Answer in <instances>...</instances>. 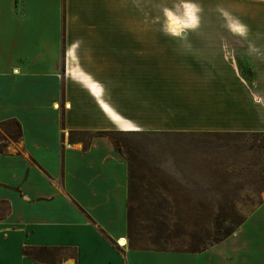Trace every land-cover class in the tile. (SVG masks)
<instances>
[{
	"label": "crops",
	"instance_id": "obj_1",
	"mask_svg": "<svg viewBox=\"0 0 264 264\" xmlns=\"http://www.w3.org/2000/svg\"><path fill=\"white\" fill-rule=\"evenodd\" d=\"M146 1L0 0V123L15 120L21 132L2 139L0 264H264V199L200 251L130 247L127 161L108 135L76 134L131 128L127 121L142 130L264 132V0H195L207 10L197 22L190 4L170 12L200 33L156 41L164 59L183 58L203 74L202 99L182 122L175 112V121L158 122L167 111L158 108L154 121L128 117L102 98L100 76L81 64L147 63V26L132 19L147 22ZM251 4L257 12L243 13ZM25 246L61 249L43 262Z\"/></svg>",
	"mask_w": 264,
	"mask_h": 264
},
{
	"label": "rangeland",
	"instance_id": "obj_2",
	"mask_svg": "<svg viewBox=\"0 0 264 264\" xmlns=\"http://www.w3.org/2000/svg\"><path fill=\"white\" fill-rule=\"evenodd\" d=\"M159 3L160 0L146 1L145 9L148 15L146 23L139 19L140 15L137 20L132 18L133 26L136 24L140 28L147 26L148 50L153 54L149 55L147 63L81 65L89 73L100 76L95 81L101 87L102 98L125 116L139 119L143 117L144 120L154 121L155 109L158 108L167 110L160 114L161 119L158 122L175 121L174 116H171V113L175 112L177 116L179 115L176 120L180 123L183 120V113L189 109V103L202 99V91H197L196 87L201 86L203 80L196 78L200 73H194L183 58L164 59V56H161V48L156 46V41L160 36H163L161 39L166 42L199 38L197 36L199 32L189 33V25L186 24L189 22L176 20L174 16L172 24H175L172 27L168 14L171 12L178 17L182 13L184 4L187 3L196 13L197 22L200 17L203 20L201 15L207 14V10L195 0H163V5L160 6ZM143 7L137 4L138 14L143 13L141 12ZM233 10L235 11V8ZM251 11L257 12V4L246 5L243 13ZM209 20L217 22L214 15ZM200 37L202 38V35ZM182 49L186 52V48ZM126 60L128 61L129 58ZM171 101L177 102L175 108L170 107ZM192 107L199 118L202 115L201 110L196 111V103ZM177 109L180 113L176 112ZM127 122L131 128H123V130L139 129ZM12 130V124L0 126V148L3 140L10 138L8 133ZM145 131L153 132L144 136H127L125 139L126 144L132 148L135 165L138 166L132 181L139 192V198L143 200L140 208L139 205L136 206L137 200L134 199L131 203L135 210L132 215L135 223L132 225V230L135 226L138 245L172 251L195 247L217 237L224 227L214 230L209 229V224L203 221L195 224L191 211L192 208H198L195 205L202 199L207 201L216 199L214 194L218 191L217 187L236 190L235 196L233 195L234 203L244 219L259 205L258 202L264 199V134L205 131L195 128L177 130L149 128ZM154 131L191 132L200 135L187 138L160 136ZM121 154L126 159L124 147ZM173 154L182 159L180 168L174 166ZM199 158L204 160L202 165L205 166V170L202 168L203 171L201 169L197 172L193 179L188 172L197 169L199 166L197 163L201 162ZM141 175L144 177L140 180ZM174 190L181 191L178 207L182 212L172 208L174 202L171 201V196ZM204 227L208 230L203 229Z\"/></svg>",
	"mask_w": 264,
	"mask_h": 264
},
{
	"label": "trees",
	"instance_id": "obj_3",
	"mask_svg": "<svg viewBox=\"0 0 264 264\" xmlns=\"http://www.w3.org/2000/svg\"><path fill=\"white\" fill-rule=\"evenodd\" d=\"M12 124L13 130L12 132H9L8 136L12 139H17L20 137V126L19 123L15 120H8L0 123V125H7ZM153 132V131H145L140 129H133V130H114V131H96L95 133L88 132V131H80L76 134H81L84 136H91L93 134L95 135H108L112 143L115 147V149L118 152H122L123 147L125 148V155H126V161H127V169H128V197H127V237H128V244L132 248H139V249H147L149 247H146L144 245H138V235L135 230V226L132 230V225L134 223L133 219V213H134V206L131 205L132 201L135 199L137 200L136 206L142 204L143 200L139 198V192L136 189V186L134 185L132 179L134 178V174L138 171V166L135 165V155L132 153V148L126 144L125 139L127 136H144L145 134ZM155 134L157 133L160 136H183L184 138L190 137V136H196L200 135L199 133H191V132H177V131H154ZM256 133H262L264 132H256ZM72 134H75V132H70L69 135L71 137ZM204 135V134H201ZM2 140V139H1ZM3 147V145H2ZM2 147L0 148V152L2 150ZM184 147H182L183 149ZM181 149V150H182ZM174 159V166H177L180 168V164L182 162V159H179L176 154L172 155ZM201 162L197 163V169L193 172L192 170H189L191 172H188L194 179V176H196L197 172H200L202 168L205 170V166L202 164L204 163V160L199 158ZM151 171V170H150ZM203 171V169H202ZM143 178L144 175L140 176ZM138 188V187H137ZM222 188V189H220ZM218 191H215L216 199H211V201L203 200L196 203L195 207L192 208V215L194 217L195 224L200 223L203 221L205 224H209V229H220L224 227L222 230V233H220L217 237L205 241L203 244H197L195 247H187L185 249H179V250H185L190 252H197L200 251L209 245H212L214 243L219 242L220 240L226 238L229 236L235 228L243 222L244 217L241 216V214L237 211L234 199H235V193L236 190L230 189L228 187H217ZM213 192V191H212ZM208 193H211L208 191ZM233 193V194H232ZM181 194V191H175L172 193L171 201L174 204L172 208L175 209L177 212H182L178 206L179 203V196ZM234 195V196H233ZM213 196V195H212ZM178 198V199H177ZM177 200V201H176ZM167 201V200H166ZM207 202V203H206ZM261 202H258L260 204ZM214 208V209H213ZM226 224V225H223ZM206 231L208 228L204 227ZM140 240V239H139ZM60 247H30L25 246L22 248L23 254L27 255L30 258H33L35 260L43 261V262H55L56 261V254L60 251ZM149 249H157V250H166L165 248H149Z\"/></svg>",
	"mask_w": 264,
	"mask_h": 264
},
{
	"label": "bare ground",
	"instance_id": "obj_4",
	"mask_svg": "<svg viewBox=\"0 0 264 264\" xmlns=\"http://www.w3.org/2000/svg\"><path fill=\"white\" fill-rule=\"evenodd\" d=\"M186 12H187V11H186ZM168 15H169V16H168V17H169V18H168V19H169V23L172 24V23H173V20H174V17H173V15H172L170 12H169ZM103 106L106 107L104 104H103ZM111 115H112L113 118L117 119L116 115H114V114H111ZM127 128H130V127H127ZM120 243H121V242H120ZM121 244H122V243H121Z\"/></svg>",
	"mask_w": 264,
	"mask_h": 264
},
{
	"label": "clouds",
	"instance_id": "obj_5",
	"mask_svg": "<svg viewBox=\"0 0 264 264\" xmlns=\"http://www.w3.org/2000/svg\"><path fill=\"white\" fill-rule=\"evenodd\" d=\"M241 29H242V32L246 31V28L243 25L241 26Z\"/></svg>",
	"mask_w": 264,
	"mask_h": 264
}]
</instances>
